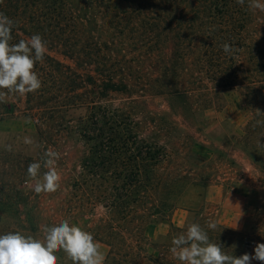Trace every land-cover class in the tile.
Masks as SVG:
<instances>
[{"label":"trees","instance_id":"1","mask_svg":"<svg viewBox=\"0 0 264 264\" xmlns=\"http://www.w3.org/2000/svg\"><path fill=\"white\" fill-rule=\"evenodd\" d=\"M248 3L0 0L15 25L10 44L39 34L47 46L33 69L38 90L0 89V133L10 149L0 153V234L43 240L45 227L80 217L82 230L109 248L103 264H182L170 248L188 226L172 225L161 247L150 231L184 207L226 254L254 255L264 210L235 231L184 203L192 188L221 184L224 166L233 175L226 192L235 191L242 158L264 187V11ZM228 90L253 117L243 136L214 143L201 116L222 110ZM48 151L59 153V187L36 193L27 169L41 163L42 180ZM55 255L73 264L63 250Z\"/></svg>","mask_w":264,"mask_h":264},{"label":"clouds","instance_id":"2","mask_svg":"<svg viewBox=\"0 0 264 264\" xmlns=\"http://www.w3.org/2000/svg\"><path fill=\"white\" fill-rule=\"evenodd\" d=\"M237 3L243 5L245 0H237ZM248 7L264 11V2L249 0ZM14 26L13 20L0 13V89L26 95L41 87V80L33 69L36 62L43 60L47 46L39 34L10 44ZM221 47L225 53L233 51L227 43ZM5 95L0 92V101ZM45 156L43 166L48 170L43 173L42 180L38 179L41 163L33 162L27 169L29 177L36 180V193L54 192L59 187L60 175L54 167L59 153L48 151ZM207 227L215 230L217 224L210 221ZM43 231V240L20 232L0 234V264H57L55 253L59 250H63L73 264H103L104 255L93 235L70 224L69 220L45 227ZM172 245L170 252L182 264H252L253 260L264 264V243L255 245L254 255H229L219 243L210 242L207 232L198 223L188 225L185 233L172 239Z\"/></svg>","mask_w":264,"mask_h":264},{"label":"rangeland","instance_id":"3","mask_svg":"<svg viewBox=\"0 0 264 264\" xmlns=\"http://www.w3.org/2000/svg\"><path fill=\"white\" fill-rule=\"evenodd\" d=\"M225 96L226 103L222 110H209L204 112L201 116V119L209 124L207 130L208 138L214 143H219L226 136L229 138L231 136H243L247 124L253 117L252 107L244 101L243 97L237 90H228L225 92ZM259 96L260 99L264 98V89L259 92ZM8 136L9 135L6 133H0V153L5 152L7 149L6 154L9 155L10 149L5 145ZM240 162L244 167V176L235 186V191L226 192L225 180L233 175L230 174L228 166H224L228 172L226 171V173L223 174L221 184L206 188H192L186 195L184 200L185 205L193 210H199L204 206V214L206 213L208 217H212L214 220L224 225V222L237 221V216L229 213L231 209L225 201L226 195L237 193L245 200L244 213L239 217L243 230L250 217L254 216L257 211L264 210V187L260 185L262 176L259 173L253 174L250 171L245 170L246 167L243 163L245 161L240 159ZM210 192L211 195H214L219 199L218 203L210 201ZM57 207L59 208L60 206ZM45 208H49V206H45ZM178 222H181V224L177 225ZM192 223H195V221L193 220L191 213H189L184 207H180L174 211L169 220L161 222L151 229V238L160 247L167 245L169 243L168 234L171 232L172 225L184 228ZM71 224L82 229L86 225V221L77 217L71 220ZM97 243L100 252L104 255L105 261L109 248L104 243ZM161 251L162 249H159V251L151 249L150 253L157 255Z\"/></svg>","mask_w":264,"mask_h":264},{"label":"crops","instance_id":"4","mask_svg":"<svg viewBox=\"0 0 264 264\" xmlns=\"http://www.w3.org/2000/svg\"><path fill=\"white\" fill-rule=\"evenodd\" d=\"M242 160H244V166L246 167L245 170L247 171H252L251 167L246 163V160L244 158H242ZM210 201H212L213 203H218L219 199L214 196L211 195L210 192ZM225 201L228 203V205L230 206V212L232 215H236L237 216V221L233 222V221H229V222H224L225 227L230 228L232 230L235 231H241L242 230V223L241 221H239V217L241 216V214L244 213V209H245V200L242 196H240L237 193H231L226 195ZM186 212V211H185ZM181 222H178L177 225H180ZM223 225V224H222Z\"/></svg>","mask_w":264,"mask_h":264}]
</instances>
